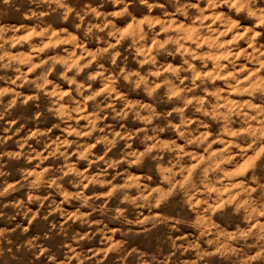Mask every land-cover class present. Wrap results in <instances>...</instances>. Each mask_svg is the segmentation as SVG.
Segmentation results:
<instances>
[{
    "label": "clouds",
    "instance_id": "obj_1",
    "mask_svg": "<svg viewBox=\"0 0 264 264\" xmlns=\"http://www.w3.org/2000/svg\"><path fill=\"white\" fill-rule=\"evenodd\" d=\"M0 264H264V0H0Z\"/></svg>",
    "mask_w": 264,
    "mask_h": 264
}]
</instances>
